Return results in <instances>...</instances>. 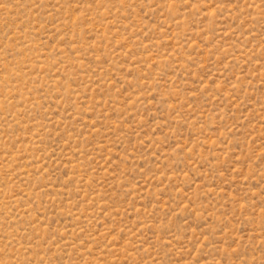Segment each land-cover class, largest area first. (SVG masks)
Listing matches in <instances>:
<instances>
[{
	"label": "rangeland",
	"instance_id": "374dc122",
	"mask_svg": "<svg viewBox=\"0 0 264 264\" xmlns=\"http://www.w3.org/2000/svg\"><path fill=\"white\" fill-rule=\"evenodd\" d=\"M0 264H264V0H0Z\"/></svg>",
	"mask_w": 264,
	"mask_h": 264
}]
</instances>
